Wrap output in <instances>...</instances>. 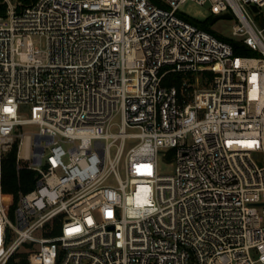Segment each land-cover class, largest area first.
<instances>
[{
  "label": "built area",
  "instance_id": "obj_1",
  "mask_svg": "<svg viewBox=\"0 0 264 264\" xmlns=\"http://www.w3.org/2000/svg\"><path fill=\"white\" fill-rule=\"evenodd\" d=\"M186 1L0 0V264H264V0Z\"/></svg>",
  "mask_w": 264,
  "mask_h": 264
},
{
  "label": "rangeland",
  "instance_id": "obj_2",
  "mask_svg": "<svg viewBox=\"0 0 264 264\" xmlns=\"http://www.w3.org/2000/svg\"><path fill=\"white\" fill-rule=\"evenodd\" d=\"M13 3H17L19 0H10ZM156 3H159L158 0H153ZM264 12V9H263ZM178 15L188 18V19H195L199 23V27L206 28L214 33L215 35L222 37V38H230L231 37V30L232 24L234 23V19H225L219 18L214 23H211V19L214 17L210 13L209 4H199L195 1L188 0L185 3L179 6ZM206 21V26L202 25V22ZM41 47H46V38L43 37L41 39ZM23 114L25 117L29 116L28 109L23 110ZM115 121H119V117H115ZM25 133L33 132L37 129V125L34 124H26L22 126ZM117 129V125L113 127V130ZM136 140L129 139L125 143V148L128 149ZM67 147V145H65ZM115 148V147H114ZM112 148V150H114ZM48 148L45 149L47 152ZM253 157L261 162V154L258 152L253 153ZM158 170L161 174H170L174 170V163L170 160L163 159L162 155H160L158 160ZM13 218V217H11ZM38 234V233H36Z\"/></svg>",
  "mask_w": 264,
  "mask_h": 264
},
{
  "label": "trees",
  "instance_id": "obj_3",
  "mask_svg": "<svg viewBox=\"0 0 264 264\" xmlns=\"http://www.w3.org/2000/svg\"><path fill=\"white\" fill-rule=\"evenodd\" d=\"M30 2L33 0H24ZM188 19V18H187ZM197 26L199 23L195 19H188ZM202 25L206 26V21L202 22ZM203 28V27H202ZM207 29V27L205 28ZM208 30V29H207ZM222 38V37H221ZM226 39V38H223ZM230 41L231 39H226ZM236 52H242L236 48ZM246 54H253L252 52H245ZM209 76L212 74L207 73ZM181 81V75L179 73H169L163 83H175L179 85ZM16 152L17 145L15 144L8 152H6L3 162H2V188L3 192L10 196V209H12L17 203L18 196L20 192H27L32 189L35 185L36 173L35 171L28 169L26 167L17 168L16 163ZM174 153V149L167 150V159H171ZM26 261L24 259L20 260V263H15L14 258L11 259L10 264H24Z\"/></svg>",
  "mask_w": 264,
  "mask_h": 264
},
{
  "label": "water",
  "instance_id": "obj_4",
  "mask_svg": "<svg viewBox=\"0 0 264 264\" xmlns=\"http://www.w3.org/2000/svg\"><path fill=\"white\" fill-rule=\"evenodd\" d=\"M254 9L256 8L254 7ZM219 18H230V15L229 14L216 15L211 19V23H214Z\"/></svg>",
  "mask_w": 264,
  "mask_h": 264
}]
</instances>
